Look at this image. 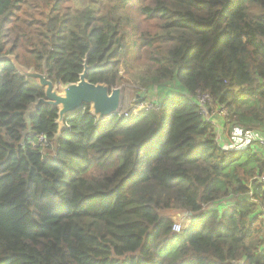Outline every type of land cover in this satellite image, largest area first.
I'll use <instances>...</instances> for the list:
<instances>
[{
    "label": "trees",
    "instance_id": "obj_1",
    "mask_svg": "<svg viewBox=\"0 0 264 264\" xmlns=\"http://www.w3.org/2000/svg\"><path fill=\"white\" fill-rule=\"evenodd\" d=\"M9 54L58 85L87 54L90 82L156 99L57 136L0 59V264H264V146L222 149L193 99L264 135V0H0Z\"/></svg>",
    "mask_w": 264,
    "mask_h": 264
},
{
    "label": "water",
    "instance_id": "obj_2",
    "mask_svg": "<svg viewBox=\"0 0 264 264\" xmlns=\"http://www.w3.org/2000/svg\"><path fill=\"white\" fill-rule=\"evenodd\" d=\"M0 59H10L18 73L34 85L43 88V96L31 102L25 117L29 120L40 105L57 108L56 124L57 136L64 129V118L85 105L89 106V113L97 120L109 118L120 112L122 106L123 86L109 87L105 83H92L87 79L88 65L87 54L83 60V69L78 74L76 82L58 85L53 83L47 74L45 65L42 72L20 65L14 55L0 56Z\"/></svg>",
    "mask_w": 264,
    "mask_h": 264
},
{
    "label": "built area",
    "instance_id": "obj_3",
    "mask_svg": "<svg viewBox=\"0 0 264 264\" xmlns=\"http://www.w3.org/2000/svg\"><path fill=\"white\" fill-rule=\"evenodd\" d=\"M193 99L198 105L204 120L216 128L214 140L222 149L226 151H238L256 144L264 146V135L258 130L246 129L240 126H233L228 129L222 121V118L226 115V111L223 108L211 106L208 94L198 91ZM144 103L138 102L133 104L131 106V112L137 113L139 110L150 106ZM45 141V136H40L38 138V145L44 144ZM258 181L264 184V175L258 177ZM173 229L179 231L180 226L175 223Z\"/></svg>",
    "mask_w": 264,
    "mask_h": 264
},
{
    "label": "rangeland",
    "instance_id": "obj_4",
    "mask_svg": "<svg viewBox=\"0 0 264 264\" xmlns=\"http://www.w3.org/2000/svg\"><path fill=\"white\" fill-rule=\"evenodd\" d=\"M123 86V96H122V106L120 109V113L127 111V109L130 108V105L134 104V103H138V102H145L144 104H148L150 105L151 102L153 100H155V96H153L152 98H147L146 100H144V98L142 99V89L138 88L137 86H132V85H125L122 84ZM169 215H171L172 220H174V222H176V224H178L180 226V229L184 226V224H186L185 219L183 220L181 218L180 215H178L175 212H169Z\"/></svg>",
    "mask_w": 264,
    "mask_h": 264
}]
</instances>
